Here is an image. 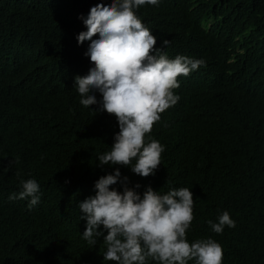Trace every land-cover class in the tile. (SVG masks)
Listing matches in <instances>:
<instances>
[{"label": "trees", "instance_id": "trees-1", "mask_svg": "<svg viewBox=\"0 0 264 264\" xmlns=\"http://www.w3.org/2000/svg\"><path fill=\"white\" fill-rule=\"evenodd\" d=\"M110 2L0 0V264H113L104 261L103 238L95 246L82 238L78 205L115 172L96 165L118 121L85 108L75 89L94 67L85 56L91 42L77 39L87 31L80 17ZM137 15L157 48L171 41L170 59L205 66L178 77L180 100L148 134L165 148L156 175L121 167L122 178L141 194L149 185L161 194L192 190L188 241L216 240L222 264H264V0H160ZM28 179L40 185L32 210L30 198L9 200ZM223 211L236 227L216 234L208 221Z\"/></svg>", "mask_w": 264, "mask_h": 264}, {"label": "clouds", "instance_id": "clouds-1", "mask_svg": "<svg viewBox=\"0 0 264 264\" xmlns=\"http://www.w3.org/2000/svg\"><path fill=\"white\" fill-rule=\"evenodd\" d=\"M160 0H111L81 16L87 31L77 39L90 41L85 56L94 67L86 76L75 78L80 104L97 113L107 112L118 121L119 132L109 151L99 154L98 167L117 166L114 173L101 176L96 193L79 203L81 220H86L82 238L92 246L103 238L104 261L113 264H222V246L212 238L189 242L187 232L194 220V194L187 187L161 194L151 185L141 194V187L128 186L121 167L139 176H155L161 165L164 146L152 139L154 124L161 114L180 100L174 90L180 88L178 77L189 76L205 66L202 59L177 55L170 59L163 41L137 15L141 6H158ZM98 35V39L93 37ZM97 93L102 97L97 98ZM93 105H98L93 109ZM147 136V139H146ZM121 184L123 191L112 186ZM22 190L12 193L10 201L29 199L28 209L40 202V185L35 179L21 180ZM218 222L208 221L211 231L223 234L236 222L228 211L218 215ZM105 232L107 235H105Z\"/></svg>", "mask_w": 264, "mask_h": 264}]
</instances>
